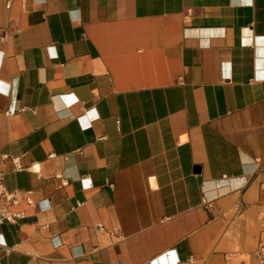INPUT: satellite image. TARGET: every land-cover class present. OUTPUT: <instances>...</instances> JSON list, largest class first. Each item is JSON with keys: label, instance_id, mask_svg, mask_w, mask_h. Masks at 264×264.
<instances>
[{"label": "crops", "instance_id": "0c3cea01", "mask_svg": "<svg viewBox=\"0 0 264 264\" xmlns=\"http://www.w3.org/2000/svg\"><path fill=\"white\" fill-rule=\"evenodd\" d=\"M0 169V264H261L264 0H0Z\"/></svg>", "mask_w": 264, "mask_h": 264}, {"label": "built area", "instance_id": "2783aa9c", "mask_svg": "<svg viewBox=\"0 0 264 264\" xmlns=\"http://www.w3.org/2000/svg\"><path fill=\"white\" fill-rule=\"evenodd\" d=\"M11 159L15 165L16 170H22L18 158L11 155H3V160ZM33 167L32 169H34ZM18 201L17 193H10L5 186V173L0 169V224L4 222H13L24 217L23 213L12 210V205ZM31 203V201H28ZM257 259L261 264H264V243H259L256 250Z\"/></svg>", "mask_w": 264, "mask_h": 264}]
</instances>
